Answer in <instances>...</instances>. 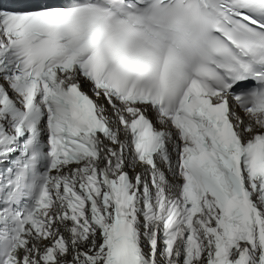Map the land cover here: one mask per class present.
Instances as JSON below:
<instances>
[{
	"label": "snow or ice",
	"instance_id": "obj_1",
	"mask_svg": "<svg viewBox=\"0 0 264 264\" xmlns=\"http://www.w3.org/2000/svg\"><path fill=\"white\" fill-rule=\"evenodd\" d=\"M0 264H264V0H0Z\"/></svg>",
	"mask_w": 264,
	"mask_h": 264
}]
</instances>
